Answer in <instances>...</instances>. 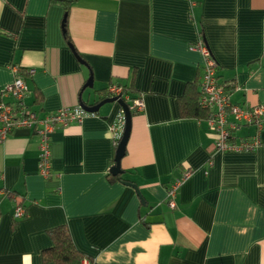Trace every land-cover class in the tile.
I'll return each mask as SVG.
<instances>
[{"label":"crops","instance_id":"1","mask_svg":"<svg viewBox=\"0 0 264 264\" xmlns=\"http://www.w3.org/2000/svg\"><path fill=\"white\" fill-rule=\"evenodd\" d=\"M199 40L231 102L264 104V0H0V88L22 77L40 117L98 104L110 82L145 105L118 178L117 102L54 130L48 178L33 130L0 143V264H53L42 252L60 225L94 264H264V129L237 131L257 134L256 150L218 152L206 119L180 111L200 81ZM186 170L170 208L166 188Z\"/></svg>","mask_w":264,"mask_h":264},{"label":"built area","instance_id":"2","mask_svg":"<svg viewBox=\"0 0 264 264\" xmlns=\"http://www.w3.org/2000/svg\"><path fill=\"white\" fill-rule=\"evenodd\" d=\"M203 57L202 72L200 76V95L198 98L199 106L208 111L206 120L208 128L215 134V150L219 152L227 151H252L260 146L259 136H237L244 126H254L257 131L264 129V104H257L252 107L242 106L230 101L225 93L223 85L217 81L218 64L208 47L202 40L193 45ZM16 70L15 67L12 68ZM29 75L34 73L29 69ZM123 85L118 83L109 84L106 87L107 97L121 98ZM28 87L24 79L15 76L14 80L0 88V143L5 141L7 136L18 128L33 130L38 138V168L41 175L48 178L51 174V134L56 128L66 127L73 122H81L83 117L88 115L81 106L75 108H60L55 112H50L40 117L38 112L25 102ZM128 98L127 95H125ZM5 97L9 100H3ZM144 101L140 95L130 100L129 110L142 112ZM229 117L232 119L230 120ZM125 125L124 111L118 112L116 121L113 123L115 143L118 144L122 137ZM191 170H186L183 175L174 180L166 188V203L170 208L175 207L177 192L183 181L191 174ZM2 192V191H1ZM3 193V192H2ZM25 208L17 203L13 210V219L25 216ZM81 264H94L84 258Z\"/></svg>","mask_w":264,"mask_h":264},{"label":"trees","instance_id":"3","mask_svg":"<svg viewBox=\"0 0 264 264\" xmlns=\"http://www.w3.org/2000/svg\"><path fill=\"white\" fill-rule=\"evenodd\" d=\"M113 83H115V82H110L109 84H113ZM118 84H120V83H118ZM197 84L200 86V81L187 85L188 86V89H187L188 94L185 95V97L183 98V101L180 103V111L183 114V116H192V117H196L199 119H206L207 120L208 111L205 109H202L199 106L198 98L200 95V90H199V87ZM121 85H123V84H121ZM105 90H106V88L103 91V94H104L103 97H107V95L105 94ZM123 90L124 91H123V94L121 96V99L125 103H127V105H129L130 100L133 99L134 97L138 96V94L129 90L126 87V85H123ZM125 95H127L128 98H126ZM130 112L134 113V111H132V110ZM235 138L237 139L240 137L237 135ZM252 151H254V150H252ZM227 152L242 153V152H251V151H240V152L227 151ZM184 172H182L175 179H177L178 177L183 175ZM118 177H119V174L113 175V178H118ZM174 180L172 182H174ZM20 204H22V202H20ZM48 235L51 239L52 244L50 247L43 250V252H42L43 262L53 263V264H81V261L84 258H87L88 260L92 261V259L90 257L83 254L81 251H79L76 248V246L73 243L71 234L65 225L53 227L52 229H50L48 231Z\"/></svg>","mask_w":264,"mask_h":264},{"label":"water","instance_id":"4","mask_svg":"<svg viewBox=\"0 0 264 264\" xmlns=\"http://www.w3.org/2000/svg\"><path fill=\"white\" fill-rule=\"evenodd\" d=\"M92 86V76L90 75L89 79L87 80L85 87H91ZM106 102H117L123 109L125 113V125L124 130L122 133V137L118 142L117 148H116V154H115V165L110 169L111 173L113 175H116L121 172L120 170V160L125 152L126 142L129 136V132L131 129V112L129 110V107L127 103H125L121 98L118 97H109L107 99H104L98 104H95L93 106H88L85 103H82V107L87 111H97L100 105L106 103Z\"/></svg>","mask_w":264,"mask_h":264}]
</instances>
